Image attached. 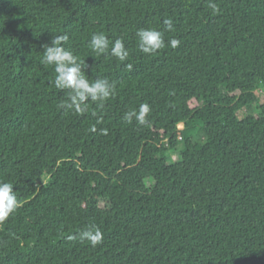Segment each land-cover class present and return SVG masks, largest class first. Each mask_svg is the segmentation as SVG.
<instances>
[{
    "label": "trees",
    "instance_id": "trees-1",
    "mask_svg": "<svg viewBox=\"0 0 264 264\" xmlns=\"http://www.w3.org/2000/svg\"><path fill=\"white\" fill-rule=\"evenodd\" d=\"M142 28L165 48L140 52ZM93 33L128 59L96 56ZM61 34L114 84L83 114L41 63ZM143 103L147 124L124 120ZM0 182L20 202L0 264H264V0H0Z\"/></svg>",
    "mask_w": 264,
    "mask_h": 264
},
{
    "label": "clouds",
    "instance_id": "clouds-1",
    "mask_svg": "<svg viewBox=\"0 0 264 264\" xmlns=\"http://www.w3.org/2000/svg\"><path fill=\"white\" fill-rule=\"evenodd\" d=\"M209 6L213 11H218L214 3ZM165 31H174L173 21L170 18L163 20ZM139 40V50L144 54L154 55L159 50L165 48L164 32L153 29H139L136 33ZM69 37L67 34L56 35L51 39L50 44L43 45L42 64L54 67L55 78L54 86L59 90H68L69 95L67 102H62L60 107L66 110H72L77 114H83L88 109V102L99 103L101 106L114 93V84L107 78L97 79L90 82L84 72L85 62L80 61L73 51L67 49ZM180 41L171 39L169 45L173 48L179 45ZM89 47L96 56L111 55L123 62L128 59L129 52L125 48L123 39L118 38L113 42L102 33H93L89 41ZM131 68V64L127 65ZM150 113V106L143 103L139 106L138 111H128L124 114V120L132 122L133 117L140 125L148 123L147 117ZM95 131V126L92 127ZM20 207V202L13 184L0 182V224L5 222ZM81 239L88 240L91 245L95 246L101 243L103 234L99 228H89L80 233Z\"/></svg>",
    "mask_w": 264,
    "mask_h": 264
},
{
    "label": "rangeland",
    "instance_id": "rangeland-1",
    "mask_svg": "<svg viewBox=\"0 0 264 264\" xmlns=\"http://www.w3.org/2000/svg\"><path fill=\"white\" fill-rule=\"evenodd\" d=\"M195 105H197L196 102H191V103H190V107H193V106H195ZM243 113L246 114L245 111H244ZM240 114H242V112L239 113V115H240ZM182 128H183V125H182V124L179 125V129L181 130ZM178 159H179V155L175 153V154L170 155V158H169V161H168V162H169V163H171V162H176ZM147 185H150V183L148 182Z\"/></svg>",
    "mask_w": 264,
    "mask_h": 264
}]
</instances>
